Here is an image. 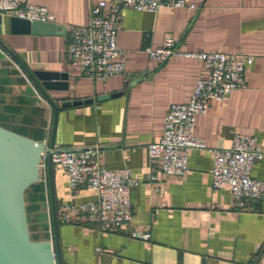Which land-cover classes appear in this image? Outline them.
Listing matches in <instances>:
<instances>
[{
	"label": "crops",
	"instance_id": "obj_1",
	"mask_svg": "<svg viewBox=\"0 0 264 264\" xmlns=\"http://www.w3.org/2000/svg\"><path fill=\"white\" fill-rule=\"evenodd\" d=\"M96 1L20 0L53 14L54 34H11L10 16L1 13V40L30 70L68 75L66 90L46 91L58 108L54 144L94 148L106 168H128L138 180L129 190L128 224L111 231L74 213L64 222L67 204L94 200L95 193L84 187L70 190L63 168L52 163L63 264H264V196L251 202L249 210L237 211L228 188L211 185L208 150H189L188 171L180 177L164 175L160 160L150 162L147 154L148 144L161 137L167 107L187 102L196 80L207 76L189 53L251 55L242 86L221 102H209L206 113L196 116L194 135L209 148H228L236 132L253 136L263 156L251 176L264 180V0H188L196 7L155 13L127 8L116 37L125 52V71L93 80L70 63L68 33L72 26L88 24ZM167 35L175 40L176 53L164 62L149 57L146 49L162 46ZM5 66L0 64V126L18 128L48 146L52 107L30 78L3 70ZM104 95L108 97L98 99ZM65 101L71 104L61 106ZM44 174L41 197L32 193L30 203L33 210L40 203L45 213L48 196L51 210L46 168ZM51 229L45 240L53 238ZM134 230L149 232L150 239L129 237Z\"/></svg>",
	"mask_w": 264,
	"mask_h": 264
},
{
	"label": "built area",
	"instance_id": "obj_2",
	"mask_svg": "<svg viewBox=\"0 0 264 264\" xmlns=\"http://www.w3.org/2000/svg\"><path fill=\"white\" fill-rule=\"evenodd\" d=\"M188 0H97L90 8L85 26H72L68 33V58L81 76L103 80L125 71L124 50L117 46L116 37L122 13L136 11L157 12L161 8H194ZM0 13L29 21L53 22L54 15L43 6L20 0H0ZM149 57L164 62L176 53L175 40L167 35L163 44L147 48ZM200 61L207 76L196 80L187 102L170 104L164 114L159 141L148 144L150 162L160 160L159 169L166 176L180 177L188 171L187 153L191 149L208 150L212 156L209 170L214 189L226 186L232 205L237 211L249 210L251 202L264 196V180L251 176L254 164L263 156L255 138L243 132L233 134L228 148H209L203 138L194 135L196 116L206 113L209 102H221L223 97L243 83L245 69L252 56L225 52L189 53ZM46 145V144H45ZM63 168L70 190L84 187L95 193V199L67 204L61 213L62 221L71 215L84 217L111 231L132 219L129 190L138 184L128 168L108 169L100 161L98 151L90 147L53 145L43 153L40 179L45 180L46 158ZM129 237L148 241L150 233L131 231Z\"/></svg>",
	"mask_w": 264,
	"mask_h": 264
},
{
	"label": "water",
	"instance_id": "obj_3",
	"mask_svg": "<svg viewBox=\"0 0 264 264\" xmlns=\"http://www.w3.org/2000/svg\"><path fill=\"white\" fill-rule=\"evenodd\" d=\"M11 34H54L56 26L52 22L29 21L14 16L8 19ZM3 33L0 13V35ZM0 47L22 68L43 98L53 109L50 142L33 140L0 126V264H63L60 257L58 220L52 190V162L46 158V170L50 190L53 238L51 240H31L29 237L25 210L24 191L40 180V162L43 153L54 145L57 105L48 96L49 90L68 88L66 73L30 70L26 64L1 40ZM117 93L110 96H116ZM108 95L100 96L104 99ZM91 102L78 100L74 104ZM65 101L61 106H69Z\"/></svg>",
	"mask_w": 264,
	"mask_h": 264
},
{
	"label": "rangeland",
	"instance_id": "obj_4",
	"mask_svg": "<svg viewBox=\"0 0 264 264\" xmlns=\"http://www.w3.org/2000/svg\"><path fill=\"white\" fill-rule=\"evenodd\" d=\"M0 64H5L6 66L3 70H16L17 74H22L24 78L29 80V77L25 74L22 68L9 56L1 47H0ZM15 68V69H14ZM16 77L13 75L12 79ZM19 78V77H18ZM25 80V79H23ZM29 99V98H28ZM34 99V97H31ZM14 127V126H13ZM10 130V129H9ZM12 131L21 134L23 131L19 130L18 128H12ZM22 131V132H21ZM43 192L40 188V181L31 184L28 186L24 191V201L26 203V215H27V223H28V231L29 237L31 240L38 241V240H45L46 238H50L51 231H52V223H51V210L49 204V199L45 200L44 209L45 213L42 212V206L38 203L36 209L33 210L30 199H32L31 194L35 193L38 194L37 198L40 199V194ZM47 206V207H46ZM49 206V207H48ZM50 210V212H49ZM48 238V239H49Z\"/></svg>",
	"mask_w": 264,
	"mask_h": 264
},
{
	"label": "trees",
	"instance_id": "obj_5",
	"mask_svg": "<svg viewBox=\"0 0 264 264\" xmlns=\"http://www.w3.org/2000/svg\"><path fill=\"white\" fill-rule=\"evenodd\" d=\"M58 220V219H57ZM53 227V226H52Z\"/></svg>",
	"mask_w": 264,
	"mask_h": 264
}]
</instances>
